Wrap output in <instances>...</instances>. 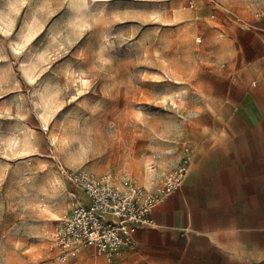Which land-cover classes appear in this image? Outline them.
<instances>
[{
	"label": "rangeland",
	"instance_id": "rangeland-1",
	"mask_svg": "<svg viewBox=\"0 0 264 264\" xmlns=\"http://www.w3.org/2000/svg\"><path fill=\"white\" fill-rule=\"evenodd\" d=\"M263 14L264 0H0V264H106L91 246L63 261L49 238L82 195L62 168L148 186L221 134L202 126L205 89L225 38Z\"/></svg>",
	"mask_w": 264,
	"mask_h": 264
},
{
	"label": "crops",
	"instance_id": "crops-1",
	"mask_svg": "<svg viewBox=\"0 0 264 264\" xmlns=\"http://www.w3.org/2000/svg\"><path fill=\"white\" fill-rule=\"evenodd\" d=\"M225 41L227 64L205 89L213 103L202 124L222 133L200 137L182 189L156 207L157 225L140 228L118 264H264V14Z\"/></svg>",
	"mask_w": 264,
	"mask_h": 264
},
{
	"label": "built area",
	"instance_id": "built-area-1",
	"mask_svg": "<svg viewBox=\"0 0 264 264\" xmlns=\"http://www.w3.org/2000/svg\"><path fill=\"white\" fill-rule=\"evenodd\" d=\"M194 154L195 149L186 146L178 166L163 172L153 189L131 176L62 168L65 178L84 194L86 201L75 199L69 212L48 232L53 246L60 248V259L64 261L91 246L106 257L107 264H118L124 248L136 247L138 230L157 225L156 207L182 189Z\"/></svg>",
	"mask_w": 264,
	"mask_h": 264
}]
</instances>
